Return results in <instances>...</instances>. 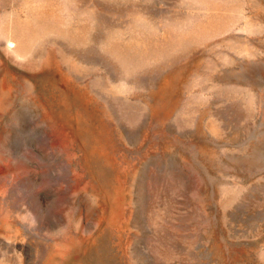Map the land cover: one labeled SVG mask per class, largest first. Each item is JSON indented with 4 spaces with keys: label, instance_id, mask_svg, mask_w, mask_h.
<instances>
[{
    "label": "rangeland",
    "instance_id": "374dc122",
    "mask_svg": "<svg viewBox=\"0 0 264 264\" xmlns=\"http://www.w3.org/2000/svg\"><path fill=\"white\" fill-rule=\"evenodd\" d=\"M0 264H264V0H0Z\"/></svg>",
    "mask_w": 264,
    "mask_h": 264
}]
</instances>
